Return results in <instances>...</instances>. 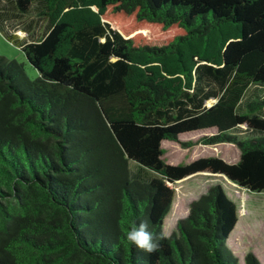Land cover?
<instances>
[{"label": "trees", "instance_id": "trees-1", "mask_svg": "<svg viewBox=\"0 0 264 264\" xmlns=\"http://www.w3.org/2000/svg\"><path fill=\"white\" fill-rule=\"evenodd\" d=\"M16 5H41L51 27L16 41L38 77L0 55V264H240L228 246L238 206L220 183L157 251L126 234L143 218L164 232L169 183L195 174L264 193V95L244 101L252 85L264 91V0ZM164 140L232 143L240 158L169 164ZM245 264L261 263L249 253Z\"/></svg>", "mask_w": 264, "mask_h": 264}, {"label": "rangeland", "instance_id": "rangeland-1", "mask_svg": "<svg viewBox=\"0 0 264 264\" xmlns=\"http://www.w3.org/2000/svg\"><path fill=\"white\" fill-rule=\"evenodd\" d=\"M0 55L25 63L26 71L31 78L39 76V71L27 61L23 51L1 35ZM254 95L262 96L264 91L252 85L246 92L244 101L253 99ZM215 101V99H210L207 101V105L209 106ZM206 134L209 132L185 134L181 140L196 141ZM163 147L166 150L164 159L167 163L174 165L208 156H218L230 163L236 162L240 158V149L232 143L194 144L190 147H183L179 142L164 140ZM129 166L142 176L156 174L134 160L129 161ZM216 183L223 186L228 196L238 206L239 220L228 240V246L239 259L240 264H245V258L249 253H253L259 262L264 264V193L243 189L222 175H193L171 184L175 189V196L170 212L165 218L163 231L171 234L176 231L178 220L188 215L191 202L205 194L209 187Z\"/></svg>", "mask_w": 264, "mask_h": 264}, {"label": "crops", "instance_id": "crops-1", "mask_svg": "<svg viewBox=\"0 0 264 264\" xmlns=\"http://www.w3.org/2000/svg\"><path fill=\"white\" fill-rule=\"evenodd\" d=\"M40 8L41 5H33L31 12L22 13L17 8L16 0H0L1 37H5L19 48L20 46L16 41L20 43H30L41 39L51 26L47 17L41 14ZM203 174L207 175L209 173H199L195 175ZM209 175L221 176L220 174Z\"/></svg>", "mask_w": 264, "mask_h": 264}, {"label": "clouds", "instance_id": "clouds-1", "mask_svg": "<svg viewBox=\"0 0 264 264\" xmlns=\"http://www.w3.org/2000/svg\"><path fill=\"white\" fill-rule=\"evenodd\" d=\"M150 221L147 218L141 219L127 232V239L141 251L151 254L160 247V241L170 238V232L153 234L149 231Z\"/></svg>", "mask_w": 264, "mask_h": 264}, {"label": "water", "instance_id": "water-1", "mask_svg": "<svg viewBox=\"0 0 264 264\" xmlns=\"http://www.w3.org/2000/svg\"><path fill=\"white\" fill-rule=\"evenodd\" d=\"M212 105V104H211ZM229 180V179H228ZM169 184H172V183H169Z\"/></svg>", "mask_w": 264, "mask_h": 264}]
</instances>
